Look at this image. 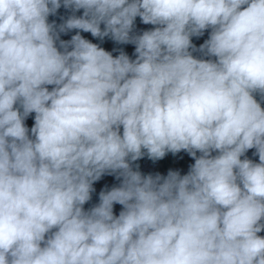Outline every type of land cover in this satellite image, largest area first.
Returning <instances> with one entry per match:
<instances>
[{
	"label": "clouds",
	"instance_id": "obj_1",
	"mask_svg": "<svg viewBox=\"0 0 264 264\" xmlns=\"http://www.w3.org/2000/svg\"><path fill=\"white\" fill-rule=\"evenodd\" d=\"M262 104L264 0H0V264H264Z\"/></svg>",
	"mask_w": 264,
	"mask_h": 264
},
{
	"label": "water",
	"instance_id": "obj_2",
	"mask_svg": "<svg viewBox=\"0 0 264 264\" xmlns=\"http://www.w3.org/2000/svg\"><path fill=\"white\" fill-rule=\"evenodd\" d=\"M71 13L66 11L63 7L58 10L57 15L55 16H50L49 17V22L55 21L57 24L62 23V17L66 18L69 16ZM77 15L82 14V10L78 13ZM154 26L153 25H145L140 21V18L137 17L135 21V28L134 32L136 34H140L145 30H150ZM210 33V29L206 30L204 35L197 38L193 37L192 42L199 47L200 44H202L206 39H208ZM75 34V31L69 32L67 35L62 34L61 39L63 40H69L72 35ZM84 38L92 41L93 43H97L99 46L103 47L106 51L112 52L113 56L119 55V50L123 49V51L129 55L130 58L135 59L134 56V45L128 44V45H119L113 42L112 40L105 38L103 41L93 38L90 33H81ZM113 49H116V51H113ZM195 56L200 57V53H194ZM51 87V86H49ZM259 99V97H257ZM264 107V104L261 105ZM34 113L31 114L25 121L26 126L31 129V127L34 124ZM31 135V133H29ZM255 152V149H250L246 153L247 158L253 160L254 162H259L258 156H254L253 153ZM199 154V153H198ZM244 157H242L243 159ZM194 163V160L186 153L181 151L180 153L176 154L173 156L171 153L167 154L162 160H158L153 162L150 160L147 156H144L140 160L134 162V164H139L140 165V171L143 174H153L155 175L157 172H159L161 175H167V172L169 169L172 170H179L181 174H186L189 170V165ZM119 181H117L113 176H104L101 178L100 181H98L94 187L96 191L92 193V199L89 201L87 204L84 205L85 210H88L91 208L93 205L99 203V193L102 189L107 187L108 189H111L113 186H118ZM122 206L120 205H114V213L116 215L119 214ZM259 235L264 236V231L259 233Z\"/></svg>",
	"mask_w": 264,
	"mask_h": 264
}]
</instances>
